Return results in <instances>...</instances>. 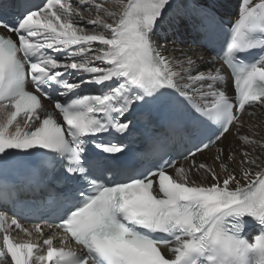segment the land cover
<instances>
[{
    "label": "snow or ice",
    "instance_id": "snow-or-ice-1",
    "mask_svg": "<svg viewBox=\"0 0 264 264\" xmlns=\"http://www.w3.org/2000/svg\"><path fill=\"white\" fill-rule=\"evenodd\" d=\"M173 7L0 0V172L50 168L39 210L57 221L16 242L12 226L32 233L0 213V264H264V123L249 119L264 106V0H240L219 66L215 5L175 13L171 30L199 37L187 50L158 32ZM156 115L159 148L133 152L136 122ZM170 145H190L186 164Z\"/></svg>",
    "mask_w": 264,
    "mask_h": 264
},
{
    "label": "bare ground",
    "instance_id": "bare-ground-1",
    "mask_svg": "<svg viewBox=\"0 0 264 264\" xmlns=\"http://www.w3.org/2000/svg\"><path fill=\"white\" fill-rule=\"evenodd\" d=\"M202 1H206V2H211L215 5H217V7L223 12L224 15L229 16L232 13H239V5H240V0H202ZM256 1V0H254ZM185 0H174L173 1V9L170 10V15L168 17V19L165 21L166 25L169 27H172V19L175 15V13L177 12V10L180 13H185L184 7H185ZM170 38L175 36L174 34H167ZM175 38L177 39V41H179L180 39H178L176 36ZM181 39H184L186 41V43L184 44H178L179 47H183L186 50L189 47H197L198 45H196L195 43H193L194 40H197V34H189V35H183ZM190 41V42H189ZM193 44V45H192ZM169 47H171V45H169ZM255 113L254 117H250L249 119L251 120V122L253 123H264V106H257L254 109H250ZM229 140L234 141V138L232 136H229ZM215 148L213 147L211 149L210 152H207L205 155L210 157L212 153H214ZM202 156L197 157V162H200ZM242 183H245L244 181H242Z\"/></svg>",
    "mask_w": 264,
    "mask_h": 264
},
{
    "label": "rangeland",
    "instance_id": "rangeland-1",
    "mask_svg": "<svg viewBox=\"0 0 264 264\" xmlns=\"http://www.w3.org/2000/svg\"><path fill=\"white\" fill-rule=\"evenodd\" d=\"M190 42V41H189ZM193 45V44H192ZM192 47V46H191ZM205 157H202L201 159H204Z\"/></svg>",
    "mask_w": 264,
    "mask_h": 264
}]
</instances>
